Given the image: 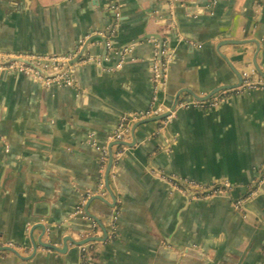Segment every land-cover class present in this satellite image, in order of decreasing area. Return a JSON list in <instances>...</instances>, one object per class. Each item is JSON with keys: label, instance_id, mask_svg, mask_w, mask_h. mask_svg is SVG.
I'll list each match as a JSON object with an SVG mask.
<instances>
[{"label": "crops", "instance_id": "obj_1", "mask_svg": "<svg viewBox=\"0 0 264 264\" xmlns=\"http://www.w3.org/2000/svg\"><path fill=\"white\" fill-rule=\"evenodd\" d=\"M115 1L0 0V51L78 56L93 39L76 86L0 72V240L14 245L0 264H84L75 242L106 234L94 264H264V90L179 107L240 85L254 60L264 73V0H117L109 47ZM161 50L171 62L155 102L175 116L130 125L85 218L77 208L97 189L99 148L124 114L154 103ZM183 179L230 187L192 197L175 186Z\"/></svg>", "mask_w": 264, "mask_h": 264}, {"label": "built area", "instance_id": "obj_2", "mask_svg": "<svg viewBox=\"0 0 264 264\" xmlns=\"http://www.w3.org/2000/svg\"><path fill=\"white\" fill-rule=\"evenodd\" d=\"M171 1V0H168ZM114 22L110 26L108 31L106 44L110 47L111 39L116 36L117 28L121 20V12L117 0L113 4ZM84 40H82V43ZM159 54L155 58L153 64V80H154V103L146 110L134 111L126 113L121 117L118 128L109 136L110 143H118L127 139L128 130L130 125L139 122L144 119L160 116L161 114L169 112V115L163 119L164 123H167L175 116V110H171L163 103L155 102L158 97L159 90L163 88L165 80L167 78L168 70L170 67L171 56L166 54V51L161 50L163 57L162 62L159 60ZM77 54H36V53H21L14 51H0V72L21 73L31 77L35 81L44 84L47 87L50 86H76L74 74L77 66L85 61L80 59L77 62H73ZM119 66V65H117ZM252 90H264V80L256 78V70L243 72V81L240 85L222 89L218 93L214 94L211 98L205 100H188L179 104V107L194 106L198 108H212L218 106L223 100H225L231 94H240L246 91ZM122 148L124 145H118ZM102 152L99 160V181L97 189L94 192H89L83 202L78 206L77 213L81 214L85 218H90L84 211V203L87 198L92 195H104L106 193V173L107 167L110 161L111 149L108 146L99 148ZM113 153V152H112ZM225 187H213L206 186L195 180L183 179L181 183H176L175 186L181 191H187L192 193V197L197 195H220L225 192L230 184H224ZM242 199L234 202L236 208H240L242 205ZM118 221V214H114L111 219L112 229L115 230ZM89 238V237H88ZM0 245L5 247H13V243L0 240ZM81 250L84 264H94V256L92 253L93 241H88L79 245Z\"/></svg>", "mask_w": 264, "mask_h": 264}, {"label": "water", "instance_id": "obj_3", "mask_svg": "<svg viewBox=\"0 0 264 264\" xmlns=\"http://www.w3.org/2000/svg\"><path fill=\"white\" fill-rule=\"evenodd\" d=\"M104 40H105V39H104ZM92 41H93V39H90V40L87 41V43H86L85 46H84V49L80 52V54L75 58V60H74L73 62H77V61H79L81 58H83V57L85 56L86 47H87L88 44H90ZM105 42H106V41H105ZM256 43L258 44V42H256ZM121 53H122V52H120V55H121ZM159 60H160V62H162L163 57L160 56V57H159ZM253 65H254V67L256 68L257 72H258L260 75H262V76L264 77V73L262 72V70L260 69L259 65L257 64V62H256L255 60L253 61ZM239 76H240L239 78H240V80H241V82H242V79H243V78L241 77V74H240ZM222 89H224V87L221 88L220 90H222ZM168 115H169V112L164 113V114H161L160 116H156V117H152V118H148V119L141 120V121H139V122L136 123V125H135L134 128H136L137 126H139V125H141V124H145V123H148V122H152V121H156V120L164 119V118H166ZM114 144H116V145H128L127 142L122 141V142H118V143H113V144L111 145V147H110V148H111V155H110V162H109L108 171H107V177H106V188H108V189H109V173H110V170H111V167H112V164H113L112 146H113ZM94 199H101V200H104L103 196H101V195H97V196H94V197L89 201V204H90V202H91L92 200H94ZM101 239L106 240V239H107V234H106L105 238L89 237V238L83 239V240L80 241V242H75V243H76L77 245H80V244L85 243V242H88V241L101 240ZM68 241H72V242H73L72 238H67V239H66V243H67ZM73 243H74V242H73ZM39 245H40V246H43V247H47V248H51V249L57 250V251H59V252H63V251H61L59 248H57L56 246H54V245L51 244V243H47V242H42V241H40V242H39ZM39 245H38V246H39ZM38 246L35 244V248H36V249L38 248ZM0 249H1V250H12V248H10V247H1Z\"/></svg>", "mask_w": 264, "mask_h": 264}]
</instances>
